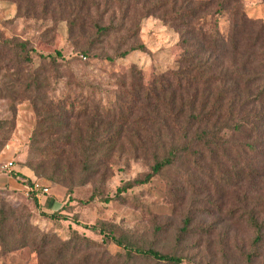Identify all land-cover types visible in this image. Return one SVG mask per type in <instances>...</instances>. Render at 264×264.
<instances>
[{"label": "trees", "instance_id": "obj_1", "mask_svg": "<svg viewBox=\"0 0 264 264\" xmlns=\"http://www.w3.org/2000/svg\"><path fill=\"white\" fill-rule=\"evenodd\" d=\"M8 1L16 5L15 17L65 21L70 43L113 67L116 58L145 49L138 35L142 19L148 16L159 17L179 35L177 68L154 75L148 84L135 65L128 73L110 70L105 77L87 79L70 69L68 61L62 69L57 60L60 52L40 55L52 75L45 67L33 70L26 76L23 91L38 117L24 161L34 178L61 184L68 194L73 185L97 184L87 200L92 201L101 195L100 188L111 174L114 159L122 156L125 142L135 140L153 163L147 172L118 187L119 197L149 183L184 157L201 168L197 157L204 153L224 158L234 153L239 182L264 180V23L249 16L241 0ZM109 41H113L111 53L104 50ZM31 51L30 40L3 38L0 33V56L16 68L15 80L22 79L21 64H31ZM14 176L29 188L42 216L67 218L64 206L51 213L42 211L33 179L16 172ZM0 205L3 253L9 245L29 247L40 264L183 261L141 243L130 231L118 232L112 222L85 225L98 231L102 242L77 232L61 240L41 232L28 218L21 219L11 207L6 209L5 202ZM254 205L257 209L243 211V219L255 234L254 245L262 246L264 197ZM189 225L190 218L185 216L179 234L190 232ZM106 241L121 250L109 253Z\"/></svg>", "mask_w": 264, "mask_h": 264}, {"label": "rangeland", "instance_id": "obj_2", "mask_svg": "<svg viewBox=\"0 0 264 264\" xmlns=\"http://www.w3.org/2000/svg\"><path fill=\"white\" fill-rule=\"evenodd\" d=\"M241 2L249 16L264 23V0ZM15 15L16 5L0 0L2 37L28 39L34 51L30 54L31 64L23 62L20 66L21 80H15L17 70L13 64H8L6 57L0 56V203L5 202V208L14 209L21 219L28 218L41 232L55 234L61 240L77 232L80 236L102 242V235L86 226L104 220L115 223L118 232L134 233L147 246L180 256L183 259L181 264H264V244L254 245L255 234L243 219V211L257 209L254 203L264 197V180L259 184L239 182L236 171L240 166L236 168L234 153L226 158L221 154L212 157L204 153L197 157L201 168L184 157L149 183L124 191L119 197L117 188L126 180L147 172L153 163L150 154L146 155L135 140H127L122 156L114 159L111 174L100 188L101 195L92 201L87 200L97 184L73 185L68 194L65 186L41 178L49 186L47 195L52 198V205H48L47 198L40 196L42 211L51 213L64 206L63 215L67 218L42 216L33 204L29 188L14 176L15 172L20 173L18 166L24 165L28 158L30 137L38 118L23 93L26 76L42 67L52 75L40 55L60 52L63 58L57 60L63 64L62 69L68 61L70 69L79 70L78 74L87 79L105 77L104 72L110 70L128 73L130 66L135 65L148 84L154 75L177 68L181 49L178 33L159 17L151 15L142 19L138 35L145 49L116 58L113 67L107 61L87 56L81 50L82 46L78 48L70 43L65 21ZM104 45V50L111 53L113 41ZM116 78L110 77V82ZM140 136L144 138V135ZM9 162L12 165L6 166ZM260 215H264V211ZM185 216L190 218V232L179 234ZM104 244L111 254L121 250L110 241ZM3 251L0 244V264H40V258L29 247L12 249L9 245L6 253ZM136 264L152 263L138 260Z\"/></svg>", "mask_w": 264, "mask_h": 264}, {"label": "built area", "instance_id": "obj_3", "mask_svg": "<svg viewBox=\"0 0 264 264\" xmlns=\"http://www.w3.org/2000/svg\"><path fill=\"white\" fill-rule=\"evenodd\" d=\"M8 165L11 166L12 163L9 162L6 166ZM33 189L37 190L40 196L49 194V186L37 178H33Z\"/></svg>", "mask_w": 264, "mask_h": 264}, {"label": "crops", "instance_id": "obj_4", "mask_svg": "<svg viewBox=\"0 0 264 264\" xmlns=\"http://www.w3.org/2000/svg\"><path fill=\"white\" fill-rule=\"evenodd\" d=\"M18 171L20 172V173H22V174H24V175H26V176H28V177H30V178H34V175H33V172L28 168V167H26L25 165H23V164H20L19 166H18ZM49 195H43L42 197H45V198H47L46 199V203L48 204V205H52V198L49 196Z\"/></svg>", "mask_w": 264, "mask_h": 264}]
</instances>
